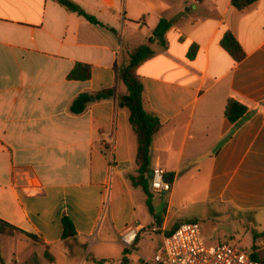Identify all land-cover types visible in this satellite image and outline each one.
Returning <instances> with one entry per match:
<instances>
[{"label": "crops", "instance_id": "crops-1", "mask_svg": "<svg viewBox=\"0 0 264 264\" xmlns=\"http://www.w3.org/2000/svg\"><path fill=\"white\" fill-rule=\"evenodd\" d=\"M71 1L99 23L57 0H0V221L16 228L0 233L5 264H66L98 235L122 248L123 264H144L143 234H161L156 254L180 223L170 206L160 215L163 194L150 191L151 211L131 182L138 139L119 105L128 92L119 69L162 19L171 23L165 43L137 70L145 108L163 123L150 170L166 169L170 203L184 174L192 195L236 233L264 232V0L242 10L233 0ZM227 32L246 53L240 62L222 46ZM78 64L91 68L88 79L69 77ZM81 94L90 101L75 114ZM230 99L248 107L239 123L226 116ZM65 217L76 230L66 237ZM131 226L141 231L127 249L121 236Z\"/></svg>", "mask_w": 264, "mask_h": 264}, {"label": "trees", "instance_id": "trees-1", "mask_svg": "<svg viewBox=\"0 0 264 264\" xmlns=\"http://www.w3.org/2000/svg\"><path fill=\"white\" fill-rule=\"evenodd\" d=\"M64 6L74 9L81 16L85 17L92 23L98 24L99 21L86 13L82 8L74 4L71 0H57ZM258 0H233L232 4L238 9H244L249 5L253 4ZM171 26L170 21L162 19L158 27L153 31L152 36L148 40L136 47H134L129 55L127 64H123L119 69V78L126 85L128 92L127 94L119 96V105L121 107L128 108L130 111V124L137 135L138 139V153L136 163L138 165L137 174L130 177L131 182L136 187H141L148 196V205L152 211L151 198L152 193L150 192V152L153 144L154 137L160 131L163 126L162 120L149 113L145 108V87L142 79L138 75V67L147 59L151 58L154 54L152 45L156 42L161 44L165 43V34ZM222 46L233 56V58L240 62L242 61L246 53L243 50L239 41L231 32H227L222 39ZM91 75V68L78 64L75 69L71 72V79H88ZM114 94L113 91H108L98 95V98H107ZM90 101V95L81 94L78 96L71 106V110L75 114L83 113ZM226 116L233 123H239L246 119L248 116V107L243 103L230 99L226 107ZM177 224L172 231H174L179 225ZM64 236L69 234H75L76 230L73 222L70 218L65 217L63 219ZM16 230L12 225L2 223L0 221V233L14 234ZM171 231V232H172ZM33 239H37L34 234L30 235ZM254 243L252 246V258L264 262V247L259 248L257 241L264 239V232L254 231L253 233ZM47 258L52 261L51 255L46 253ZM97 263L103 264L104 261L94 259ZM0 264H5V261L0 256Z\"/></svg>", "mask_w": 264, "mask_h": 264}, {"label": "built area", "instance_id": "built-area-1", "mask_svg": "<svg viewBox=\"0 0 264 264\" xmlns=\"http://www.w3.org/2000/svg\"><path fill=\"white\" fill-rule=\"evenodd\" d=\"M173 183L167 177L166 169L157 164L150 171V191L164 194L172 191ZM141 228H127L121 241L127 249H132ZM249 250L234 242H219L208 245L203 238L198 221L181 223L174 231L166 234L163 245L153 259H145L144 264H264L252 258Z\"/></svg>", "mask_w": 264, "mask_h": 264}, {"label": "rangeland", "instance_id": "rangeland-1", "mask_svg": "<svg viewBox=\"0 0 264 264\" xmlns=\"http://www.w3.org/2000/svg\"><path fill=\"white\" fill-rule=\"evenodd\" d=\"M185 181L186 179L183 174V179L173 202H169L168 193L161 195L163 204L159 208L160 215L164 217L167 208L170 206L169 211L175 220L181 223L198 221L201 224L203 238L208 245L218 244L219 238L230 242L231 235L228 234L233 233L240 242V245L250 249L253 245L252 232L239 227V233H236L237 229L234 225L224 219H217L210 211L209 205L196 197V195H192L191 191L186 187ZM157 199H159V196H157ZM104 238H106L104 235H98L94 239L89 240L86 245L79 246L76 249V258L73 260L65 259L66 264H99L91 259L93 256L104 259L105 264H123L121 260L122 248L116 245L108 246L104 242H100ZM94 243L96 244L94 245ZM161 243L162 236L160 233H144L141 246H147V249L149 245L151 246L149 259H153ZM131 264H138V262L132 261Z\"/></svg>", "mask_w": 264, "mask_h": 264}, {"label": "water", "instance_id": "water-1", "mask_svg": "<svg viewBox=\"0 0 264 264\" xmlns=\"http://www.w3.org/2000/svg\"><path fill=\"white\" fill-rule=\"evenodd\" d=\"M170 180V179H169ZM171 181V180H170Z\"/></svg>", "mask_w": 264, "mask_h": 264}]
</instances>
